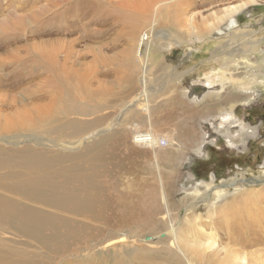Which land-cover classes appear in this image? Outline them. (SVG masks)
Returning a JSON list of instances; mask_svg holds the SVG:
<instances>
[{
	"label": "rangeland",
	"instance_id": "obj_1",
	"mask_svg": "<svg viewBox=\"0 0 264 264\" xmlns=\"http://www.w3.org/2000/svg\"><path fill=\"white\" fill-rule=\"evenodd\" d=\"M84 1L0 0V149L63 174L57 157L114 141L90 230L107 241L49 263L264 264V0Z\"/></svg>",
	"mask_w": 264,
	"mask_h": 264
},
{
	"label": "bare ground",
	"instance_id": "obj_2",
	"mask_svg": "<svg viewBox=\"0 0 264 264\" xmlns=\"http://www.w3.org/2000/svg\"><path fill=\"white\" fill-rule=\"evenodd\" d=\"M86 1L88 0L84 2ZM95 1L96 5H101L100 0ZM112 139L107 136L96 141L88 151L57 157L56 159L65 163L60 165L64 175L60 173L42 175L36 173V169L30 167L25 169L23 164H19L5 150L0 149V239L2 245L0 255L14 256L15 261L12 264H50L48 260L53 258L51 253H61L60 250H64V247H67L69 251L73 244L85 238L93 240L95 244L93 247H99L107 239L100 238L98 234H92L90 230L93 222L102 218L104 209L109 205V200L102 198L96 176L106 162L105 150L107 145H111ZM59 176L61 180L58 179ZM5 233L23 236L28 244L33 246L34 252L29 254L24 249L14 248L3 236ZM127 237L123 233L118 241ZM44 243L52 249L40 246L46 250L38 253L39 258L47 259L41 261L35 257L36 245ZM201 249L202 246L188 247L181 241H175L170 251L175 255L178 251L184 254L186 252L187 258H195V254ZM102 252L99 249L94 255L99 256ZM238 260L241 264H248L247 257H238ZM262 260L254 259L256 263L261 264ZM78 264L89 263H86L84 258H80Z\"/></svg>",
	"mask_w": 264,
	"mask_h": 264
},
{
	"label": "built area",
	"instance_id": "obj_3",
	"mask_svg": "<svg viewBox=\"0 0 264 264\" xmlns=\"http://www.w3.org/2000/svg\"><path fill=\"white\" fill-rule=\"evenodd\" d=\"M147 38V36H146ZM151 138L149 137L148 138V145H150L151 143ZM167 139L166 138H163V137H160V138H157V141L155 143V145H161V146H165L167 144Z\"/></svg>",
	"mask_w": 264,
	"mask_h": 264
},
{
	"label": "crops",
	"instance_id": "obj_4",
	"mask_svg": "<svg viewBox=\"0 0 264 264\" xmlns=\"http://www.w3.org/2000/svg\"><path fill=\"white\" fill-rule=\"evenodd\" d=\"M226 98H227V97H226ZM217 105H218L217 103H216V104H215V103H213V104L211 103L210 106H206L205 108L203 107V110L207 111L208 108H209V109H211V108H212V109H217ZM201 111H202V110H201ZM202 112H203V111H202Z\"/></svg>",
	"mask_w": 264,
	"mask_h": 264
}]
</instances>
